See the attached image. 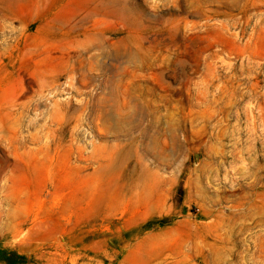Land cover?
Masks as SVG:
<instances>
[{
  "label": "rangeland",
  "instance_id": "1",
  "mask_svg": "<svg viewBox=\"0 0 264 264\" xmlns=\"http://www.w3.org/2000/svg\"><path fill=\"white\" fill-rule=\"evenodd\" d=\"M0 264H264V0H0Z\"/></svg>",
  "mask_w": 264,
  "mask_h": 264
},
{
  "label": "trees",
  "instance_id": "2",
  "mask_svg": "<svg viewBox=\"0 0 264 264\" xmlns=\"http://www.w3.org/2000/svg\"><path fill=\"white\" fill-rule=\"evenodd\" d=\"M165 224H166L165 220H161V221H158L156 225H165ZM17 259H22V258L17 256L16 254L11 253L10 254V260H8V261H10L9 263H13V261L17 260Z\"/></svg>",
  "mask_w": 264,
  "mask_h": 264
}]
</instances>
